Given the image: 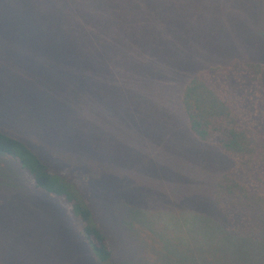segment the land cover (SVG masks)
Masks as SVG:
<instances>
[{
  "label": "rangeland",
  "instance_id": "374dc122",
  "mask_svg": "<svg viewBox=\"0 0 264 264\" xmlns=\"http://www.w3.org/2000/svg\"><path fill=\"white\" fill-rule=\"evenodd\" d=\"M42 1L64 30L45 38L55 43L49 56H77L81 79L83 60L86 89L57 118L41 83L46 57L33 55L14 79L0 75V129L12 126L3 108L24 101L64 174L71 177L79 156L95 163L87 174L77 166L74 181L83 193L95 186L88 203L114 264H222L216 255L231 247L213 190L231 160L219 138L203 142L191 132L182 93L205 68L234 59L264 66V0ZM5 47L20 61L16 38ZM105 166L115 188L88 182ZM109 190L119 193L114 200ZM0 264H98L65 204L1 157Z\"/></svg>",
  "mask_w": 264,
  "mask_h": 264
},
{
  "label": "trees",
  "instance_id": "16d2710c",
  "mask_svg": "<svg viewBox=\"0 0 264 264\" xmlns=\"http://www.w3.org/2000/svg\"><path fill=\"white\" fill-rule=\"evenodd\" d=\"M57 17L42 0H0V75L4 73L14 79L17 66L38 53V59L45 56L47 75L41 83L53 96L50 110L57 107L60 113L56 117L63 118L76 107L77 90L83 93L86 89V65L82 60L81 79L77 56H71L69 61H56L49 56L48 51L55 43L52 44L53 39L48 35L64 34L57 27ZM15 38L23 47L19 49L20 61L14 53H4L10 49L5 45ZM182 105L194 136L203 142L219 138L220 149L231 160L213 190L214 203L226 231L223 230L224 238L232 248L222 252L223 255L217 254V262L264 264V66L234 59L226 65L200 70L185 86ZM25 107L22 101L20 107L3 108L12 126L9 132L0 129V157L26 172L35 188L65 204L98 264H114L109 240L96 223L88 203V198L95 195V186L83 193L74 181L77 168L87 174L95 169V163L93 169L92 162L79 156L68 167L71 177L64 174L60 163L65 161L54 162V153L42 146L51 139L44 135L47 129L37 120L36 109L33 114L29 113L32 108ZM108 173L106 166L102 167L91 173L88 182L115 188L116 180ZM118 194L109 190L105 195L114 200Z\"/></svg>",
  "mask_w": 264,
  "mask_h": 264
}]
</instances>
